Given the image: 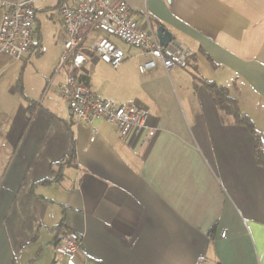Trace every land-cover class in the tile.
Masks as SVG:
<instances>
[{
    "label": "crops",
    "instance_id": "0c3cea01",
    "mask_svg": "<svg viewBox=\"0 0 264 264\" xmlns=\"http://www.w3.org/2000/svg\"><path fill=\"white\" fill-rule=\"evenodd\" d=\"M125 1L132 18L145 27L149 15L156 33L164 26L188 53L169 71L158 63L141 73L150 56L110 37L124 62L113 68L88 53L79 71L99 96L149 112L156 133L143 150L137 132L123 143L98 119L92 140L91 126L69 117L59 0L38 2L27 55L0 52V264L53 253L62 220L60 231L82 234L85 264H196L201 254L206 264H264L256 136L222 118L202 81L229 88L264 150V0ZM48 17L60 41L51 66L39 67L31 57ZM102 35L87 31L84 45Z\"/></svg>",
    "mask_w": 264,
    "mask_h": 264
},
{
    "label": "built area",
    "instance_id": "2783aa9c",
    "mask_svg": "<svg viewBox=\"0 0 264 264\" xmlns=\"http://www.w3.org/2000/svg\"><path fill=\"white\" fill-rule=\"evenodd\" d=\"M40 0L2 1L4 11L0 23V52L21 59L27 55L36 33V9ZM62 24L65 32L64 51L59 69L65 67L67 74L61 86L70 118L88 123L91 126V139L100 132L96 121L104 119L114 125L120 140L125 143L131 132L140 134V150L148 147L155 136L156 127L150 123V114L140 106L116 104L113 100L96 94L88 82L80 79L79 71L87 61V54L96 55L104 63L118 68L126 59V52L110 37H115L127 45L137 48L150 58L139 65V71L146 73L158 63L169 71L183 64L187 58L186 50L170 42H160L149 15L145 16L146 26L132 18L125 0H59ZM101 30L106 35L84 45L85 33ZM221 238L227 237L223 230ZM54 244V262L66 264H85L79 258L83 236L76 231L59 232ZM207 257L201 254L196 264H206Z\"/></svg>",
    "mask_w": 264,
    "mask_h": 264
},
{
    "label": "trees",
    "instance_id": "16d2710c",
    "mask_svg": "<svg viewBox=\"0 0 264 264\" xmlns=\"http://www.w3.org/2000/svg\"><path fill=\"white\" fill-rule=\"evenodd\" d=\"M80 79L87 82L86 77L84 75L79 76ZM206 85L209 86L210 95L216 107L222 112L223 116H229L233 118L236 124L246 126L255 136L257 139V146H256V160L257 162L264 167V150L261 147V138L257 134L255 124L253 120L246 114L242 113L238 100L231 96L229 88L223 85H219L213 83L209 85L208 80H202ZM71 156H74V149L71 151ZM47 181V180H46ZM63 226V220L58 228L55 229L56 236L60 231V228ZM55 236L54 243L57 242Z\"/></svg>",
    "mask_w": 264,
    "mask_h": 264
},
{
    "label": "rangeland",
    "instance_id": "374dc122",
    "mask_svg": "<svg viewBox=\"0 0 264 264\" xmlns=\"http://www.w3.org/2000/svg\"><path fill=\"white\" fill-rule=\"evenodd\" d=\"M57 30H58V26L55 22H53L52 18L50 17H48L47 19L41 18V31L43 34V40L41 42V46L39 47L37 46L35 48V52L33 53L31 57V59L34 62V65L39 66V67H42V66L50 67L51 66L54 53L56 49L58 48L57 43L60 41L59 37H60L61 31L59 30L58 32ZM55 33H56V36H55ZM34 41H35V38H34ZM119 44H121V46L123 47H126L125 43L122 42V40L119 42ZM56 68L54 70L55 72H56ZM24 264H66V261L55 263L54 255L51 251H49L48 254H46L45 256H41L39 258L36 257L34 258V260H31L30 262H25Z\"/></svg>",
    "mask_w": 264,
    "mask_h": 264
},
{
    "label": "water",
    "instance_id": "95a60500",
    "mask_svg": "<svg viewBox=\"0 0 264 264\" xmlns=\"http://www.w3.org/2000/svg\"><path fill=\"white\" fill-rule=\"evenodd\" d=\"M157 36L160 42L164 45L169 44L173 39L172 33L169 32L164 26H159L157 28Z\"/></svg>",
    "mask_w": 264,
    "mask_h": 264
}]
</instances>
